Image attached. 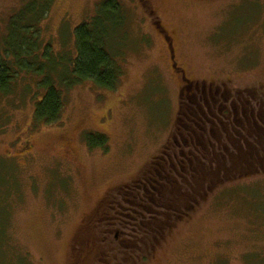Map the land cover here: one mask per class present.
<instances>
[{"label": "rangeland", "instance_id": "374dc122", "mask_svg": "<svg viewBox=\"0 0 264 264\" xmlns=\"http://www.w3.org/2000/svg\"><path fill=\"white\" fill-rule=\"evenodd\" d=\"M25 3L0 0V40ZM105 3L117 8L106 15L108 52L121 67L115 90L90 80L59 87L61 121L51 125H34L37 77L20 73L0 95V264H71L82 225L96 239L95 264H109L104 252L136 233V211L122 191L133 193L170 141L184 80L233 94L264 88V0H148L147 9L137 0H52L41 50L74 53L75 29ZM157 23L172 41L174 68ZM97 135L104 146L90 145ZM148 264H264V172L199 199Z\"/></svg>", "mask_w": 264, "mask_h": 264}, {"label": "trees", "instance_id": "16d2710c", "mask_svg": "<svg viewBox=\"0 0 264 264\" xmlns=\"http://www.w3.org/2000/svg\"><path fill=\"white\" fill-rule=\"evenodd\" d=\"M25 1L9 20L6 37L0 40V95L12 92V81L20 73L37 77L40 93L35 100L34 125L56 124L61 121L63 106L59 87L69 89L90 80L97 87L116 89L121 67L108 52L106 15L115 13L117 8L103 4L95 18L75 29V52L56 55L49 52L50 47L41 50L39 37L41 22L46 19L52 0ZM229 97L230 118L216 113V119L208 117L212 124L198 120L202 116L192 100L186 104L180 100L170 141L160 156L146 165L140 180L132 186L133 193L122 191L124 201L131 200V209L136 211V233L128 237V244L104 252L109 264H148L168 232L194 210L199 199L219 185L264 172V88L238 91ZM207 110L201 107V111L207 113ZM227 121L229 131L220 128ZM208 125L216 127L208 130ZM211 137L217 139L216 145ZM204 140L207 143L201 146ZM89 142L91 146H104L105 139L100 135L90 136ZM108 203L104 199L100 209ZM114 205L111 202L109 210ZM92 218L84 225H91L95 220ZM115 220L120 226L118 219ZM88 228L82 225L77 233L72 245L76 258L71 264L96 263L93 257L96 239L92 233L88 234ZM82 237L86 239L82 241Z\"/></svg>", "mask_w": 264, "mask_h": 264}, {"label": "flooded vegetation", "instance_id": "af4514ba", "mask_svg": "<svg viewBox=\"0 0 264 264\" xmlns=\"http://www.w3.org/2000/svg\"><path fill=\"white\" fill-rule=\"evenodd\" d=\"M138 3L141 5V7H144L147 9L148 5L147 2L148 0H137ZM146 16H151L153 14V11H148L145 13ZM156 26V28H161V31L157 30V32L159 33V35L163 38V42H165L166 47L169 51H171V61H172V68L176 67L177 65L175 64L173 57V45H172V41H169V36L167 35L166 30L161 27L160 24H156L154 25ZM164 35H163V34ZM184 83H186L187 85H183V87L180 89V94H179V98L181 101H183L185 104L186 103H190L192 100V104L199 109V113L202 116L201 119L198 118V120L203 121H207L208 123H213L212 119H209L208 117H212L213 119H216V113H218V115H224L226 119H229L230 114H229V109L230 106L232 105V102L230 100V95L232 94V92H228L225 90L220 89L219 86H216L215 84H213V82L207 84L205 81H187L184 80ZM201 107H204L207 110V113L201 111ZM226 114L228 116H226ZM217 120L219 121V119L217 118ZM229 122L227 121L225 123V125L221 124L220 128L223 130H226V126ZM214 127H216L215 125H208L206 128L208 130H212ZM208 143L211 145L210 140H208Z\"/></svg>", "mask_w": 264, "mask_h": 264}]
</instances>
